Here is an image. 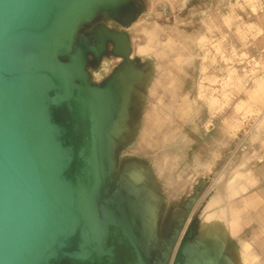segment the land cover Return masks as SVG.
Returning a JSON list of instances; mask_svg holds the SVG:
<instances>
[{"label": "rangeland", "instance_id": "obj_1", "mask_svg": "<svg viewBox=\"0 0 264 264\" xmlns=\"http://www.w3.org/2000/svg\"><path fill=\"white\" fill-rule=\"evenodd\" d=\"M50 51L81 62L59 105L88 147L70 169L90 199L70 250L107 225L109 264H186L212 193L260 158L264 0H99Z\"/></svg>", "mask_w": 264, "mask_h": 264}, {"label": "water", "instance_id": "obj_2", "mask_svg": "<svg viewBox=\"0 0 264 264\" xmlns=\"http://www.w3.org/2000/svg\"><path fill=\"white\" fill-rule=\"evenodd\" d=\"M98 1L0 0V264H109L100 247L107 225L85 249L70 250L90 201L81 170L70 169L77 149L87 165L88 147L76 148L59 105L81 62L63 64L50 51ZM184 263L181 253L175 264Z\"/></svg>", "mask_w": 264, "mask_h": 264}, {"label": "crops", "instance_id": "obj_3", "mask_svg": "<svg viewBox=\"0 0 264 264\" xmlns=\"http://www.w3.org/2000/svg\"><path fill=\"white\" fill-rule=\"evenodd\" d=\"M258 148L252 154L260 158L240 164L208 199L205 221L186 244V264H264V142Z\"/></svg>", "mask_w": 264, "mask_h": 264}]
</instances>
